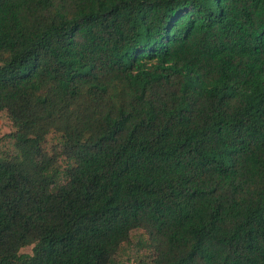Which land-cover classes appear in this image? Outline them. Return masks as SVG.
Segmentation results:
<instances>
[{
    "label": "trees",
    "instance_id": "obj_1",
    "mask_svg": "<svg viewBox=\"0 0 264 264\" xmlns=\"http://www.w3.org/2000/svg\"><path fill=\"white\" fill-rule=\"evenodd\" d=\"M4 111L0 264H264V0H0Z\"/></svg>",
    "mask_w": 264,
    "mask_h": 264
},
{
    "label": "rangeland",
    "instance_id": "obj_2",
    "mask_svg": "<svg viewBox=\"0 0 264 264\" xmlns=\"http://www.w3.org/2000/svg\"><path fill=\"white\" fill-rule=\"evenodd\" d=\"M14 131L7 112L0 113V152L11 150L14 141L9 133ZM52 139V137H50ZM23 253H31L32 246L23 248ZM154 252L148 247V238L143 230H135L131 240L124 243L116 257L117 264H153Z\"/></svg>",
    "mask_w": 264,
    "mask_h": 264
}]
</instances>
